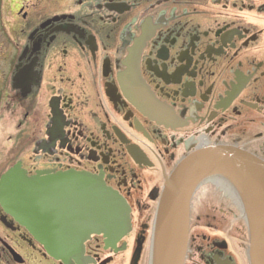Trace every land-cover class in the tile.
I'll return each instance as SVG.
<instances>
[{"label":"flooded vegetation","instance_id":"flooded-vegetation-1","mask_svg":"<svg viewBox=\"0 0 264 264\" xmlns=\"http://www.w3.org/2000/svg\"><path fill=\"white\" fill-rule=\"evenodd\" d=\"M0 41L12 165L94 175L127 201L132 225L60 260L0 206V264H149L161 192L185 156L226 145L264 161V0H0ZM241 211L214 179L189 204L190 217ZM190 227L184 264H239L229 236Z\"/></svg>","mask_w":264,"mask_h":264},{"label":"water","instance_id":"water-1","mask_svg":"<svg viewBox=\"0 0 264 264\" xmlns=\"http://www.w3.org/2000/svg\"><path fill=\"white\" fill-rule=\"evenodd\" d=\"M214 178L230 187L242 210L251 237L250 264H264V161L226 145L196 149L166 178L149 264L184 263L190 199L200 184ZM0 206L60 260L80 255L93 233L116 239L132 228L127 201L88 173L27 175L16 163L0 176Z\"/></svg>","mask_w":264,"mask_h":264},{"label":"rangeland","instance_id":"rangeland-1","mask_svg":"<svg viewBox=\"0 0 264 264\" xmlns=\"http://www.w3.org/2000/svg\"><path fill=\"white\" fill-rule=\"evenodd\" d=\"M4 44V43H3ZM2 44V41H0V67L4 64V57H7V53L4 52L7 51L6 48H10L8 44L5 42L4 46ZM3 49V51H2ZM15 118L8 117L3 118L0 115V173L3 171H6L12 163L15 161L16 153L14 150L11 151V146L15 143ZM155 218V217H154ZM136 228V220L134 218L133 221ZM190 228H194L193 230H190L191 235L195 232L200 234L201 236L207 237V239H213L215 237L219 238H226L229 236L230 244L235 248L236 255L235 257L238 260L239 264H243L242 261L246 262V259H243V256L240 252V250L236 249V243H235V236H237L236 232L241 230L243 233L242 228H247L243 219L238 216L232 215H224V216H196L193 215L190 217ZM149 241H152V235L149 234L148 237ZM206 243V242H205ZM146 255L148 252V247L145 248ZM243 251V250H242ZM230 253V252H229ZM232 254V253H230ZM189 257L191 256H197L192 251L188 252ZM245 257V256H244ZM242 260V261H241ZM147 262V261H146ZM246 264V263H245Z\"/></svg>","mask_w":264,"mask_h":264},{"label":"bare ground","instance_id":"bare-ground-1","mask_svg":"<svg viewBox=\"0 0 264 264\" xmlns=\"http://www.w3.org/2000/svg\"><path fill=\"white\" fill-rule=\"evenodd\" d=\"M216 179H218V180L216 181ZM214 181L217 182V183L220 182V183H222V185H225L221 178H214Z\"/></svg>","mask_w":264,"mask_h":264}]
</instances>
